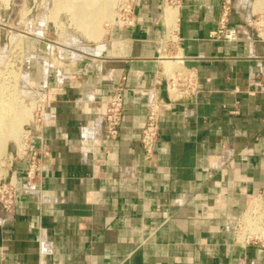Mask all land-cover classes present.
Segmentation results:
<instances>
[{
  "label": "crops",
  "instance_id": "crops-1",
  "mask_svg": "<svg viewBox=\"0 0 264 264\" xmlns=\"http://www.w3.org/2000/svg\"><path fill=\"white\" fill-rule=\"evenodd\" d=\"M224 2L137 0L132 26L55 62L42 122L9 166L21 184L38 152L42 182L14 212L0 208V264H264V251L234 241L250 198L264 195V42L251 24L264 0H232L236 41L216 34ZM184 70L199 93L171 102L168 80ZM119 85L122 127L106 141ZM152 96L159 136L146 160Z\"/></svg>",
  "mask_w": 264,
  "mask_h": 264
},
{
  "label": "rangeland",
  "instance_id": "rangeland-1",
  "mask_svg": "<svg viewBox=\"0 0 264 264\" xmlns=\"http://www.w3.org/2000/svg\"><path fill=\"white\" fill-rule=\"evenodd\" d=\"M120 1L0 0V118L5 143L0 172L10 175L9 158L22 149L26 132L36 122L50 69L102 41L110 26L117 25ZM11 121L18 123L14 137Z\"/></svg>",
  "mask_w": 264,
  "mask_h": 264
},
{
  "label": "built area",
  "instance_id": "built-area-1",
  "mask_svg": "<svg viewBox=\"0 0 264 264\" xmlns=\"http://www.w3.org/2000/svg\"><path fill=\"white\" fill-rule=\"evenodd\" d=\"M124 1H120L116 20V24L120 28L129 27L135 23L134 10L137 0ZM165 2L168 6H174L179 3V0H165ZM231 8L232 0H225L224 17L221 19L220 28L216 33L219 38L226 41H236L239 38L237 30L228 27ZM251 24L256 32L257 40L264 42V13L254 16ZM124 92L125 88L123 85L117 86L111 98L106 102L105 112L102 117L103 138L106 141H114L120 135L124 118ZM167 92L171 102L194 99L199 93L194 73L187 70L177 72L168 80ZM48 99L47 94L42 95V102L37 108L35 128L42 122L44 107ZM160 114L161 102L152 96L147 103L145 123L140 139L146 160L151 159L155 152L159 136ZM26 133L25 140L30 137L31 131L29 130ZM16 156H19V153ZM9 160L11 164L14 160L13 155H11ZM42 173L41 156L38 152H33L29 156V164L23 183L20 184L12 174L7 176L0 172V208L8 213L14 212L22 192H31L39 188L42 182ZM234 241L242 249L252 246L264 251L263 194H257L250 198L245 212L236 223Z\"/></svg>",
  "mask_w": 264,
  "mask_h": 264
},
{
  "label": "bare ground",
  "instance_id": "bare-ground-1",
  "mask_svg": "<svg viewBox=\"0 0 264 264\" xmlns=\"http://www.w3.org/2000/svg\"><path fill=\"white\" fill-rule=\"evenodd\" d=\"M262 1V0H261ZM256 2H258V1H256ZM84 23V22H83ZM87 50V49H86ZM85 52V51H84ZM88 52V51H87ZM76 53V52H75ZM79 54V53H78ZM77 55V54H76ZM80 55V54H79ZM17 122V121H16ZM15 122V123H16ZM11 123L13 124V122L11 121ZM11 123H10V125L8 126L9 127V132L12 134V136L13 135H15L16 136V133H18L17 132V129H18V123L17 124H13L12 126H11ZM2 128L4 129V127H3V125H2V121H1V118H0V158H1V154H2V152H3V147H4V140H3V138H2V133H1V131H2ZM6 131H7V129H6ZM8 133V132H7ZM11 136V135H10ZM14 137V136H13Z\"/></svg>",
  "mask_w": 264,
  "mask_h": 264
}]
</instances>
